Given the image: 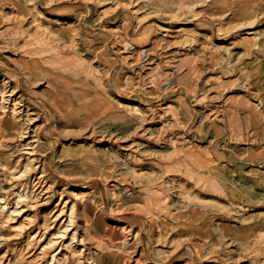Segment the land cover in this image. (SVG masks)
<instances>
[{
	"label": "rangeland",
	"instance_id": "1",
	"mask_svg": "<svg viewBox=\"0 0 264 264\" xmlns=\"http://www.w3.org/2000/svg\"><path fill=\"white\" fill-rule=\"evenodd\" d=\"M261 153L264 0H0V264H264Z\"/></svg>",
	"mask_w": 264,
	"mask_h": 264
},
{
	"label": "crops",
	"instance_id": "2",
	"mask_svg": "<svg viewBox=\"0 0 264 264\" xmlns=\"http://www.w3.org/2000/svg\"><path fill=\"white\" fill-rule=\"evenodd\" d=\"M216 133L217 134H221V128H217L216 127ZM223 134L224 133V130H223ZM216 152V156H214L212 159H207V165L211 166V165H215L216 166H219L220 168H222V170H229L232 166H235L234 164H237V163H234L232 165V160H234V156L232 155V153H230L229 151H219L217 150L216 148L214 149ZM262 156L264 155V153H261ZM181 164H189L191 167H193L194 169L198 168L199 166V163H198V160L196 159H190L188 160L187 162H182ZM233 168V167H232ZM246 177H244V179H242L244 182H247V180L245 179ZM253 185V188L256 190L257 194L256 196H259L261 199L264 198V177L263 176H260L258 177L257 179L254 180V182L252 183ZM246 187L248 185H250L248 182L245 184ZM242 192V191H240ZM246 192V190H245ZM246 194V193H245Z\"/></svg>",
	"mask_w": 264,
	"mask_h": 264
},
{
	"label": "bare ground",
	"instance_id": "3",
	"mask_svg": "<svg viewBox=\"0 0 264 264\" xmlns=\"http://www.w3.org/2000/svg\"><path fill=\"white\" fill-rule=\"evenodd\" d=\"M35 49V48H34ZM32 57V56H31ZM220 107V106H219ZM217 107H215V109H216ZM219 112V111H218ZM152 113V112H151ZM220 113V112H219ZM221 114V113H220ZM220 116V115H219ZM144 117V116H143ZM208 118V117H207ZM156 120V119H155ZM179 120H181V119H179ZM221 120V119H220ZM152 122V121H151ZM148 124H149V122H148ZM173 125V124H172ZM165 126V125H164ZM180 127V126H179ZM175 129V128H174ZM232 130V129H231ZM149 131V130H148ZM239 131V130H238ZM236 132H237V130H236ZM239 133V132H238ZM231 134H234V133H231ZM184 135H185V133H184ZM165 137V136H164ZM173 138V137H172ZM172 138H170V139H172ZM166 142V141H165ZM182 151V150H181ZM96 153H98V152H96ZM176 155V154H175ZM78 163V162H77ZM81 164V163H80ZM83 164V163H82ZM146 212V211H145ZM159 212V211H158ZM142 213V212H141ZM148 217V216H147ZM151 217V216H150ZM159 217V216H158ZM153 221V220H152Z\"/></svg>",
	"mask_w": 264,
	"mask_h": 264
}]
</instances>
